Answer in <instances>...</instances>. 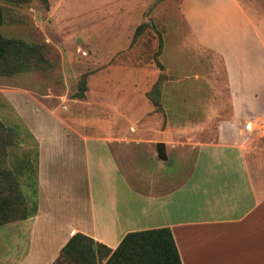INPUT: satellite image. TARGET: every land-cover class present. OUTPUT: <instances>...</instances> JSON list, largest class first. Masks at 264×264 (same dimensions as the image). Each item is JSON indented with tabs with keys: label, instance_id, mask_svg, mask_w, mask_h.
Here are the masks:
<instances>
[{
	"label": "rangeland",
	"instance_id": "obj_1",
	"mask_svg": "<svg viewBox=\"0 0 264 264\" xmlns=\"http://www.w3.org/2000/svg\"><path fill=\"white\" fill-rule=\"evenodd\" d=\"M179 5L0 0V34L16 42L0 60V221L34 210L38 141L28 120L49 136L56 119L83 139L108 141L119 158L135 161L134 170L139 165L135 177L161 171L179 183L189 171L192 145L213 138L228 106L222 64L187 46ZM0 245L8 251L0 264L11 263L12 237L2 228Z\"/></svg>",
	"mask_w": 264,
	"mask_h": 264
},
{
	"label": "crops",
	"instance_id": "obj_2",
	"mask_svg": "<svg viewBox=\"0 0 264 264\" xmlns=\"http://www.w3.org/2000/svg\"><path fill=\"white\" fill-rule=\"evenodd\" d=\"M258 1L179 0L187 46L222 64L228 106L210 131L213 138L192 145L179 183L161 171L133 176L140 172L134 160L54 118L50 136L28 120L38 141L35 204L24 218L0 224L12 237L8 264H51L75 232L113 249L127 232L158 227L170 230L181 264H264V14ZM7 255L2 246L1 259Z\"/></svg>",
	"mask_w": 264,
	"mask_h": 264
},
{
	"label": "trees",
	"instance_id": "obj_3",
	"mask_svg": "<svg viewBox=\"0 0 264 264\" xmlns=\"http://www.w3.org/2000/svg\"><path fill=\"white\" fill-rule=\"evenodd\" d=\"M15 43L0 34V60L15 48ZM22 218L24 216L19 219ZM11 220L17 218L3 219L0 224ZM102 260L104 264H181L168 227L127 232L113 249L75 232L61 246L51 264H98Z\"/></svg>",
	"mask_w": 264,
	"mask_h": 264
},
{
	"label": "water",
	"instance_id": "obj_4",
	"mask_svg": "<svg viewBox=\"0 0 264 264\" xmlns=\"http://www.w3.org/2000/svg\"><path fill=\"white\" fill-rule=\"evenodd\" d=\"M155 151L157 153L158 158H165V153H164V145L162 142H157L155 145Z\"/></svg>",
	"mask_w": 264,
	"mask_h": 264
}]
</instances>
